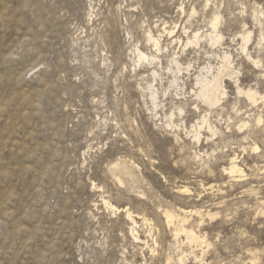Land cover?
Listing matches in <instances>:
<instances>
[{"label":"rangeland","instance_id":"1","mask_svg":"<svg viewBox=\"0 0 264 264\" xmlns=\"http://www.w3.org/2000/svg\"><path fill=\"white\" fill-rule=\"evenodd\" d=\"M136 48L161 59L138 62ZM224 52L256 103L233 79L220 107L196 98ZM262 96L264 0H0V264H264ZM205 112L217 133L197 141ZM183 207L202 209L185 225L205 242L166 227L163 212Z\"/></svg>","mask_w":264,"mask_h":264},{"label":"bare ground","instance_id":"2","mask_svg":"<svg viewBox=\"0 0 264 264\" xmlns=\"http://www.w3.org/2000/svg\"><path fill=\"white\" fill-rule=\"evenodd\" d=\"M259 21H260V19H259ZM219 22H220V17L217 15V16L214 17V19L212 21V24H211L212 25V31L209 33V37H208V38H210V43L212 45H215L216 43H219L222 40V38H223L222 33H220L221 31L219 32L217 30V27H218ZM149 35H150L149 36V40H152L153 41V44H154V46L156 47V50L159 53V51L162 50V48L160 46L159 39L156 38V37H153L151 33ZM250 35H251V32H249L245 36L243 35L244 36L243 37L244 43L242 45V49L244 51L246 50L247 43L249 42V40L251 38ZM199 38H200L199 37V34L198 33H195L194 36H193V39L194 40L193 39L192 40L190 39V40L187 41L186 44L194 43V42L197 43V42H199L198 41ZM136 54H137L136 57L138 59V62H143V60L149 59V56H150L149 54H146L144 51L140 50L139 48H136ZM156 57L157 56H153L149 60H152L153 61L154 59H156ZM220 57H221L220 58L221 59V64L215 70H214L213 66L210 65V64H208L207 66L202 67L201 69L199 68L200 69V73L195 78V84H196V88L197 89L195 90V93L194 94H195L196 98L199 101H201V103L203 102L211 110L214 107L216 108V106L220 107L219 105L222 104L221 102L226 97H228L227 95H229L227 93L228 91L226 90L225 81L227 79H233L234 82H235V85L237 84V87H236L237 88L236 89L237 90V95H244L250 102L256 103L258 101V99H260L259 98L260 97L259 92L256 89H252V88H248V89L245 88L244 89L243 87H240L238 85L239 84L238 83V81H239L238 80L239 70L235 69V67H234V65L232 63V60H231L230 53L224 52L223 55L220 56ZM159 58H160V55H159V57L157 59H159ZM159 61L161 62V60H159ZM172 61H173V64H174L176 70H175V75H174L173 80L171 81V83H174V84H176L178 86V82H179L178 81V78H179L178 77V74L181 73V71H182V65L180 64L181 62H179V60H177L176 58H173ZM161 65H163V63ZM158 66H159V64H158ZM170 67H171V65H170ZM172 69H174V68L172 67ZM170 70H171V68H170ZM152 72H153V75L155 77L159 75V73H158L157 70H154ZM146 88L148 90L147 92L149 93V97H150V101H151L150 103H152L153 110H156L158 108V106H161V105H159V103L161 101L159 102V97H158L157 89L152 84H149ZM262 98H264V96H262ZM195 106H197V105H195ZM198 107H200V106L195 107L196 110L197 109L200 110V108H198ZM181 112H183V109L182 108H180V113ZM207 114H209V113H207ZM207 114L205 112L203 115H201L200 118H199V120L197 122H195V124H193L191 126V130H188L187 129L189 131V133H192L193 134L194 138L197 141H200V138H201V135H202V132H203V128H208V130L210 132L212 131L213 132V136L217 133V129H214L213 128L212 124L210 123V120L208 119ZM173 116H175L174 115V111H173V113L170 114V116H168L169 118H167L168 119V122H166V123L170 127H174V125H177V124H175L173 122ZM261 120H262L261 117H259L258 118V122H260ZM181 125H183V123ZM181 125H179V127ZM244 125H247V123H245ZM201 130H202V132H201ZM211 136H212V134H211ZM211 136H210V139H211ZM257 146L254 147L253 149H257L259 147V146L258 147ZM237 158L238 157H236L234 155H233V157L229 158V160H230L229 161L230 162L229 163V166L224 168L227 171V173L230 174V176H235V173H238L239 174V172L240 173L242 172V169H241L240 165H238ZM117 164H118V162H117ZM123 167H126V166H123ZM125 170H127V169H125ZM188 190L189 189H187L184 186L183 188H181L180 191L182 193H184V192H187ZM113 208H115V206ZM122 212H124V211L122 210ZM125 213H126L127 218L129 219V221H131L133 225H137L138 219H140L141 216L138 217V216L134 215L133 212L128 211L127 209L125 210ZM163 214H164V218H165L164 222H166V225H167L166 227H170V228L172 227L171 232H172L173 236L176 238V240L178 239V237L180 236L181 233L182 234L184 233V235L186 236V239L188 241H190V242H193V243H196V244L205 242V239H203L201 235L197 234L193 230L192 227H187L185 225L187 223L186 221H187L188 217L191 216V215H196L198 217H201V216L203 217V214L204 213H203L202 209H199L197 207L196 208L194 207V208H188V209H186V208L183 207V208H180L178 212L175 211V210H165L163 212ZM141 220L144 221V222L145 221L147 222L148 219L142 218ZM131 233H133V236L135 237L136 240L140 241V236L137 235L138 233L136 232V230H135V228L133 226L131 228ZM178 261H179L180 264H182L183 261H184L183 257H179L178 258Z\"/></svg>","mask_w":264,"mask_h":264}]
</instances>
